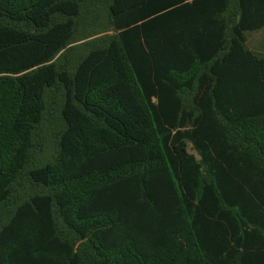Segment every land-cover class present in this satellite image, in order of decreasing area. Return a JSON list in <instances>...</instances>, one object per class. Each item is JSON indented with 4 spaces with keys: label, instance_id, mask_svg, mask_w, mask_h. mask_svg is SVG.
<instances>
[{
    "label": "trees",
    "instance_id": "obj_1",
    "mask_svg": "<svg viewBox=\"0 0 264 264\" xmlns=\"http://www.w3.org/2000/svg\"><path fill=\"white\" fill-rule=\"evenodd\" d=\"M0 264H264V0H0Z\"/></svg>",
    "mask_w": 264,
    "mask_h": 264
}]
</instances>
